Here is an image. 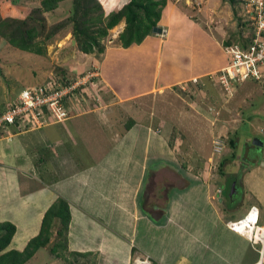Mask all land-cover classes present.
I'll use <instances>...</instances> for the list:
<instances>
[{
	"label": "crops",
	"instance_id": "0c3cea01",
	"mask_svg": "<svg viewBox=\"0 0 264 264\" xmlns=\"http://www.w3.org/2000/svg\"><path fill=\"white\" fill-rule=\"evenodd\" d=\"M163 16L164 12L159 23L162 34L151 33L140 44H128L126 39L120 38L117 45L108 44L107 49L104 46L106 55L99 65L100 93L107 90L112 96L111 102L106 101L105 108L97 109V95L88 97L87 101L76 97L73 113L66 121L54 123L49 118L53 125L21 135L16 134L19 130H13L15 127H9L8 136L14 134L8 139L11 142L0 141V152L2 150L4 154L0 158V213L4 207L12 206L0 222L10 221L17 229L19 220L28 223L23 228L30 235L25 239V246L39 234L48 209L57 200L64 199L69 203L71 213L68 248L72 247L73 253L81 256L83 264H95L93 257H99L100 264H112L111 260L119 253L123 264H136L137 259L145 257H149L151 264H163V257L170 260V264H259L260 261L264 264V250L261 252L264 247L253 245L244 235L227 226L236 221L231 219L233 215L245 216L251 208L258 209L260 225H264V99L257 102L259 113L253 110L248 118L239 120L244 132L229 142L230 145L236 142L237 157L231 159V146L229 159L221 165L223 173L219 171L220 177L213 175L212 167L203 172L200 166L193 168L191 163L186 164L177 146L171 149L167 139L156 136L163 132L174 134V126L168 121L163 131L161 117L154 128L152 123L143 125L137 120L123 129L118 126L122 125L120 115H125L119 113L121 105L136 103L137 99L153 91L163 93L170 85L190 84L194 79L200 82L209 78L212 83L214 80L210 76L220 72L230 61L223 49L228 40L220 42L223 37L225 39L220 27L216 25L218 29L209 32L192 17L182 16L179 21L185 25H176L173 20L164 21ZM193 31L196 33L188 36ZM197 35L210 42V50L198 43ZM200 49L204 51L202 62H196L193 55ZM245 83L246 86L259 84ZM261 95L264 97V93ZM133 117L136 116H130ZM254 139L261 144H253ZM208 161L211 164L212 157ZM200 180L207 185L206 215L208 217L212 212L216 218L210 222L207 219V227L212 230L208 237L202 236L197 241L192 236L190 242L189 237L174 234L176 236L172 242L168 240V246L171 242L176 250L172 252L174 246H169L171 251L167 250L165 256L160 253V257L155 256L152 249L135 242L138 226L145 221L155 225L148 233L152 239L154 230L161 227L159 223L168 216L177 195L180 197L186 191L185 195L198 200L205 192ZM151 183L157 191L151 195L152 199L147 197ZM235 184L245 195L238 190L236 196H229ZM164 186L173 190L167 213L159 215L160 193L166 190ZM211 195L216 198L223 215L227 214L222 220L217 217ZM101 199L107 200L103 203L102 213L113 216L109 217V222L97 217L91 209L101 206L98 201ZM182 201L188 202L183 197ZM35 203L37 208L33 212L17 211L15 218L16 206H35ZM110 222L127 225L132 230L123 234L122 227L120 230L119 225L112 226ZM167 222L176 223L172 218ZM176 224L178 232L184 231L182 224ZM76 225L80 226L74 229ZM91 227L98 230L93 247L88 244L92 239V234L88 235ZM82 230L83 235H77ZM195 240L198 243L196 249H192ZM14 247L17 249V245ZM159 251L162 248L159 247Z\"/></svg>",
	"mask_w": 264,
	"mask_h": 264
},
{
	"label": "rangeland",
	"instance_id": "374dc122",
	"mask_svg": "<svg viewBox=\"0 0 264 264\" xmlns=\"http://www.w3.org/2000/svg\"><path fill=\"white\" fill-rule=\"evenodd\" d=\"M40 1L41 0H20L19 3L15 5L12 0H1L2 15L4 17H25L32 7L40 4ZM128 2L129 0H96L93 2L94 6L98 5V7L93 8V15L91 16V18H95L93 29L91 28L93 31L92 33L95 39L98 38L97 40L100 44L106 46V49L108 44L113 43V45H117V43L120 42V36L123 35L127 25L125 19H121L119 23L115 25H111L110 15L120 10ZM71 9L72 0H67L63 2L56 11L48 13L47 18L51 23L62 21L70 15ZM249 11H251V9L247 7L246 0H236L235 4H231L224 0H168L166 7H164L162 11V15L164 12V21L165 19L173 20L176 25H185V23L179 21L180 17H192L194 18V22L201 24L205 27V30H208L209 32L220 27L225 36V39L224 37L222 39L219 37L221 43L230 39L233 42L238 43L241 47H247L248 41L244 40L250 37L249 31L252 27V16L249 14ZM158 26H160V24ZM101 32L103 33L101 34ZM195 33L196 32L193 31L191 34H188V36ZM72 35L73 34L68 31L64 35H60L53 40L48 45V56L45 57L13 49L11 46L4 43L5 41L2 42L0 40V108H10V106L20 98L21 94L28 87L33 88V90H39L45 83H47V85H52V82H54L52 80H56L55 78L63 79V70L67 71L66 75L70 78H74L79 71L87 72L92 69L99 70L98 63L101 65V63L104 62L106 50L100 61H97L95 64L96 59L99 57L81 53ZM239 37L241 39H239ZM196 38L201 46L207 47L210 50L209 41L201 38V35H197ZM202 53H204V51L200 49L198 50L197 55H193L196 62H202ZM188 59L189 58L186 60ZM54 74L59 75L54 76ZM91 78L93 77H90L89 79L86 78L80 82H82V84L90 83L93 88H96L97 82L96 80H90ZM216 81L217 80L211 83V80L206 78L203 81H198L197 84L188 83L182 86L178 84H174V86L170 85L163 93L153 91L152 94L137 99L136 103L130 102L129 105H121L119 113L125 115H120L122 125L118 126L120 129H123L130 120H137V123L143 125L152 123L151 126L154 128L158 125V121L160 123L161 117L162 123H160V126H162L163 131L166 128L165 125L170 122L174 126V134L171 133L166 135L165 132H163V134L156 136L167 139V143L170 145L171 149L177 146L178 153L184 160L186 159V164L191 163L193 168L200 166V170L203 172L204 170L208 171V169H211L212 167L214 169L213 175L215 177H220L219 171L221 170V165L226 159H229L232 152L229 149L230 139H233L234 136H238V133L244 132L242 130L243 126L240 125L239 120L248 118L249 112L257 110V102L264 99L261 95L264 93V79L263 82L259 84L250 83V86H246L247 83H243L239 85L236 90L234 87L232 94L226 93ZM203 84H205V86ZM106 101L107 103L112 101V96L107 93V90L106 92L103 91V94L99 93L97 95L95 100L97 109L100 110V108H105V105L107 104ZM192 106L194 109H191ZM202 107H205V109ZM190 109L191 111L187 112ZM133 111H135L136 114ZM260 111L261 110H257L258 113ZM7 112L8 109L0 116V120ZM132 115L136 116L137 119L136 117L130 118ZM36 122H40V120L37 118ZM52 122L61 123L53 120ZM52 122L45 115V121L41 120L39 124L36 123L35 125H32L33 122H30L32 123H29L31 126L27 127L28 122H23L26 126L23 125L22 128H15L13 130H19V132L16 131V134L20 133L21 135L28 131L42 129V127L47 128L49 125H53ZM3 131L5 132V127ZM241 133L239 134V137H241ZM9 135L10 136H7L6 138H3L2 136V138L8 141V139H11L14 134L12 133V135ZM1 140L2 139H0V141ZM217 140L219 145L216 146L215 142H217ZM236 150H233L232 155ZM171 151L174 152L173 150ZM1 156H4L2 150L0 152V158ZM210 157L213 159L211 164L208 161ZM189 176H192L191 173H189ZM199 184L203 186L205 192L201 193L198 200L196 197L194 199L190 197V195H185L186 191L181 193L180 197L177 195L175 201L170 205L168 216L159 223L161 227L154 230L152 239H150L148 233L150 229L155 227V225L149 221H145L143 225L138 226L136 231L137 240L135 242L142 247H147L149 250L152 249L154 255L160 257V253L165 256L167 250L171 251L169 246H174L172 252L176 250L177 247L171 242L173 237L177 234L181 233L184 235L183 237H189L188 239L190 242H192L190 239L192 236L196 237L197 241H199L202 236L205 238L208 237L212 230L208 229L207 224L211 220L215 221L216 218L212 212H210L211 214L209 213V216L207 217V185L203 180H200ZM181 196L188 202L182 201ZM210 197V200L216 209L215 212L217 217H219L220 220L224 218V215L227 217L226 213L223 215V210L216 202V198L212 197V195ZM98 201L101 202L102 205H96L95 208H91L95 211L93 213L103 221L109 222V217L113 216L108 214L104 215L102 213L103 203L107 200L101 199ZM109 203L110 202L107 204ZM225 203L228 204L227 201H225ZM36 205L37 203H35V206H16L14 210L16 211L15 218L17 216V211L26 213L33 212L34 209L37 208ZM11 207L12 206L3 208L0 213V219L5 218L6 212ZM105 208L106 207H104V209ZM252 209L253 208L250 210ZM109 210H111L110 206ZM245 216L244 214L233 215L231 219L237 221V219L241 220ZM168 218H172L174 222L179 225L182 224L184 231L180 230L181 232H178L177 230L179 228H177V224L173 222L168 223ZM204 218L206 219L205 221ZM207 219L209 222H207ZM228 219L229 218H226L225 220ZM17 223L20 226H18L19 230L17 229L16 238L14 239L13 244L15 246L17 245L18 250H22L25 247V239L30 237V235L26 233L27 231L23 230V228L29 224L20 220ZM110 225H119L118 228L120 230V227H122L121 231H123V234H127L128 231L132 230L128 229L127 225L122 226L120 223L115 224L114 222H110ZM79 226L80 225L74 226V229ZM83 232L84 230L78 231L77 235L82 236ZM95 232L97 233L98 230L91 227L90 234H88H92V239H90L88 243L90 247H93L96 243ZM176 239L177 237H175V240ZM168 240L171 241L169 246ZM197 241L195 240L192 249H196ZM13 244L10 249L15 248ZM161 244L163 246H161ZM252 244L255 245L254 243ZM158 246L162 248L161 252L159 251ZM71 249L72 247H69L68 250L57 249V253H59L61 257L64 256L62 258L63 260H56L46 251H42L40 253L38 252L27 264H83L84 261L82 258L73 253ZM169 254L172 257V253L169 252ZM116 256L117 258L112 259L111 263L123 264L121 253ZM90 258L91 257H88V259ZM100 260L99 257H93V263L95 264H100ZM174 260L175 259H172V261ZM161 262L163 264L171 263V261L167 260L165 257L161 259Z\"/></svg>",
	"mask_w": 264,
	"mask_h": 264
},
{
	"label": "trees",
	"instance_id": "16d2710c",
	"mask_svg": "<svg viewBox=\"0 0 264 264\" xmlns=\"http://www.w3.org/2000/svg\"><path fill=\"white\" fill-rule=\"evenodd\" d=\"M12 1L17 5L20 0ZM65 1L67 0H41L40 4L32 7L25 17L16 18L4 17L2 15L0 0V40L2 42L5 41L4 43L13 49L45 57L48 56V45L60 35H64L70 31L73 34L72 36L79 51L85 55L97 56L99 58L96 61H100L105 47L100 44L97 40L98 38L95 39L92 33L95 18H91L93 8L98 7V5L94 6L93 4L96 0H72L70 15L62 21L51 23L47 18V14L56 11ZM224 1L231 4L236 3V0ZM167 2L168 0H129L120 10L110 15V23L111 25H115L121 19H125L127 25L120 38L122 40L126 39L128 44H140L153 32L154 28L158 27L162 11L166 7ZM252 30L251 27L249 31L250 37L244 41L249 42L251 40L250 38L253 35ZM232 44V40L229 39L225 45ZM92 72L93 69L87 72L79 71L74 78H70L66 75L67 71L63 70V79L55 78L56 80H52L54 81L52 82V91L69 88L76 82L82 81ZM90 80H96V88H93L90 83L82 84L61 100L69 115H72L76 97L87 101L88 97H95L101 92L102 83L100 77H93ZM42 86L46 87L47 83ZM26 89H29V87ZM7 109L9 108H0V116ZM42 109L43 113L48 116V105L45 104ZM21 120V118H17L15 125L4 123L5 132L2 131L4 127L0 130L3 138L8 136L9 127L22 128L23 123ZM133 122L135 121L130 120L127 124L132 125ZM29 123L27 127H30V124H32ZM231 146L233 150L237 149L236 142L233 141ZM236 157V152H234L231 159H236ZM220 172L223 173L222 171ZM70 220L69 203L64 199L57 200L45 213L39 234L31 238L23 250L10 249L17 234V226L10 221L0 222V264H27L38 252L42 251H46L56 260H63L64 256L61 257L57 253V249L68 250Z\"/></svg>",
	"mask_w": 264,
	"mask_h": 264
},
{
	"label": "built area",
	"instance_id": "2783aa9c",
	"mask_svg": "<svg viewBox=\"0 0 264 264\" xmlns=\"http://www.w3.org/2000/svg\"><path fill=\"white\" fill-rule=\"evenodd\" d=\"M246 5L251 11L252 16V38L248 42L247 47L233 43L224 47V52L229 56L228 65L220 72L212 74L210 77L214 81L217 80L226 93L232 94L233 88L247 81L263 82L264 79V0H246ZM93 77L89 74L86 78ZM82 82H76L69 88L64 90L52 91V85L41 87L39 90L29 88L24 90L20 98L13 103L8 109L4 117L0 120V130L3 129L4 123L15 125L17 118H21L23 122H33L39 124L44 118L43 106L48 105L49 115L53 121L62 122L69 118V112L64 107L61 100L68 96L74 89H77ZM37 118L40 122H36ZM26 125V124H23ZM4 130V129H3ZM2 130V131H3ZM2 139V134H0ZM219 145L218 141L215 142ZM259 211L253 208L241 220L231 221L227 224L232 231H238V225L244 221H248L244 235L254 244L264 247V225H259ZM263 252V250L261 251ZM136 264H150L149 257L137 259ZM259 264H262L261 262Z\"/></svg>",
	"mask_w": 264,
	"mask_h": 264
},
{
	"label": "water",
	"instance_id": "95a60500",
	"mask_svg": "<svg viewBox=\"0 0 264 264\" xmlns=\"http://www.w3.org/2000/svg\"><path fill=\"white\" fill-rule=\"evenodd\" d=\"M153 31L156 32V33H162L163 30L161 28H155ZM252 143L253 144H256V145H260L261 144V141H259L258 139H254L252 141ZM164 187L166 188V190L165 191H162L160 193V195H162L161 196L162 203H160V204H162V205H160L159 215H164V214L167 213V208H168V204H169V195L171 194V191L173 190L171 187L169 188V186H167V187L164 186ZM238 190L239 189H237V186L235 184L234 187H233V189L231 190V193L229 194V196L231 198H233L234 196L237 195ZM239 191H240L239 193H241V195H242V193L245 195V192L243 191V189H241ZM156 192L157 191H155V188L152 186V183H151V185L148 186V194H147V197H149L150 199H152L153 196L156 194ZM151 195H153V196H151ZM146 202H148V199L146 200Z\"/></svg>",
	"mask_w": 264,
	"mask_h": 264
},
{
	"label": "clouds",
	"instance_id": "9594fccd",
	"mask_svg": "<svg viewBox=\"0 0 264 264\" xmlns=\"http://www.w3.org/2000/svg\"><path fill=\"white\" fill-rule=\"evenodd\" d=\"M156 28H161V27H156ZM155 29V28H154ZM162 29V28H161ZM163 30V29H162ZM163 32V31H162ZM152 33H156V32H152ZM159 34H162V33H159ZM148 37V36H147ZM226 46V45H225ZM224 46V47H225ZM224 47H223V49H224ZM97 63V61L95 62V64ZM98 66H99V63H98ZM96 67V66H95ZM95 73H97V74H95ZM92 75H93V77H99L100 76V74H99V70H93V72L91 73ZM88 76V75H87ZM86 76V77H87ZM191 83H193V84H197L198 83V80L197 79H194ZM235 90H236V88H235ZM70 117V116H69ZM218 141V140H217ZM262 247V246H261ZM263 248V247H262ZM262 250H264V249H262ZM261 263H262V261H260ZM150 264H151V261H150Z\"/></svg>",
	"mask_w": 264,
	"mask_h": 264
},
{
	"label": "bare ground",
	"instance_id": "6f19581e",
	"mask_svg": "<svg viewBox=\"0 0 264 264\" xmlns=\"http://www.w3.org/2000/svg\"><path fill=\"white\" fill-rule=\"evenodd\" d=\"M248 221H244V222H242V223H240L239 225H238V231L240 232V233H245V228H246V226L248 225V223H247Z\"/></svg>",
	"mask_w": 264,
	"mask_h": 264
}]
</instances>
